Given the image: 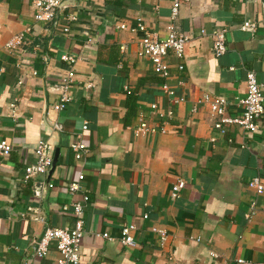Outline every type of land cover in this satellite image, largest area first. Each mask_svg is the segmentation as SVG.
Instances as JSON below:
<instances>
[{"label": "crops", "instance_id": "obj_1", "mask_svg": "<svg viewBox=\"0 0 264 264\" xmlns=\"http://www.w3.org/2000/svg\"><path fill=\"white\" fill-rule=\"evenodd\" d=\"M172 2L74 0L38 22L30 0H0V140L12 146L0 156V264H56L55 243L43 257L36 243L47 228H73L71 204L85 195L79 264L262 261L264 193L256 195L248 181L264 183V114L253 132L233 122L216 128L203 98L227 99L224 116L239 118L250 71L264 95V0H184L177 18L190 37L183 68L169 54L163 79L137 57L143 34L133 29L141 21L165 38ZM244 22L254 27L244 30ZM218 30L226 51L217 57ZM20 33L23 43L8 48ZM69 71L71 100L56 111ZM140 115L155 132L134 133ZM39 142L52 147V159L58 150L56 166L24 180ZM76 142L86 146L80 159L70 147ZM79 173L81 188L70 193ZM125 223L136 226L134 247L119 241ZM152 228L166 230L163 244ZM105 232L111 239L97 235Z\"/></svg>", "mask_w": 264, "mask_h": 264}, {"label": "built area", "instance_id": "obj_2", "mask_svg": "<svg viewBox=\"0 0 264 264\" xmlns=\"http://www.w3.org/2000/svg\"><path fill=\"white\" fill-rule=\"evenodd\" d=\"M35 7L34 19L38 22L50 21L54 18L56 10L60 8L61 0H30ZM184 0H173L170 12V21L167 24V35L165 38L159 39L151 34L146 26L138 21L136 27L133 30L141 32L143 34L140 42L139 49L137 51L138 58H145L150 60L153 64L154 72L163 79L169 76V63L166 61L169 54H173L178 60V68L182 69V59L185 53V46L190 37L188 34L180 31L177 25V18L179 16L180 6ZM74 19V17H71ZM124 28V26H121ZM254 24L250 22H244L242 29L251 30ZM213 50L214 54L218 57L225 53V35L224 30H218L214 32ZM25 34L20 33L13 36L6 46L10 49H15L18 45L24 41ZM64 61L73 62L74 59L68 55L61 57ZM74 72L69 71L63 78L62 83L59 86L60 98L54 104L53 108L56 111L62 110L66 107V104L71 100L70 97V85L73 82ZM247 92L244 98L239 100L240 105L243 108L242 115L239 118L225 117L224 114L229 105V101L223 97H210L205 95L203 100L208 103L210 111L214 116L218 118L215 127L221 128L222 123H237L243 129L250 132L255 131L259 126V121L264 114V95L263 86L256 78L254 72L250 71L246 74ZM164 91L173 96V91L170 90L166 83L162 85ZM174 101H178L176 98ZM157 105L152 104L151 108L156 109ZM14 108V105H13ZM168 117L173 115L172 111L166 112ZM160 131L165 132L164 128ZM155 132L143 116H139L138 122L134 127V133L136 135H144L146 133ZM72 151L75 153L76 159H80L82 153L86 151V146L82 142L72 143L70 145ZM12 150V146L6 140H0V156H6ZM52 147L45 142H39L34 149V155L36 161L34 164H30L24 167L23 178L24 180L37 177L48 171L52 162L51 158ZM84 179V174L79 173L77 178L68 184V191L74 193L81 188V182ZM183 181H179L173 188V197L179 195L180 189L183 187ZM248 186L255 192L256 195L264 193V183L258 176L252 177L248 181ZM35 192L38 194V188ZM89 198L87 195L83 196L81 201H76L71 204L74 214L77 216L75 226L73 228H47L42 236L36 243L35 254L39 257L46 256L50 247L55 243L58 255L56 264H79L80 262V248L81 240L85 233L84 221L82 219L85 205L88 203ZM255 212V202L251 203L249 212L246 217L249 219ZM144 218L148 215L144 214ZM136 226L133 223H125L120 230L119 241L126 247L136 246L134 232ZM154 232L159 235L160 243L163 244L167 239V232L164 229L152 228ZM104 238L111 239L108 233L97 234ZM237 264H264V254L262 261L254 262L243 258L235 260ZM230 264V263H226Z\"/></svg>", "mask_w": 264, "mask_h": 264}, {"label": "water", "instance_id": "obj_3", "mask_svg": "<svg viewBox=\"0 0 264 264\" xmlns=\"http://www.w3.org/2000/svg\"><path fill=\"white\" fill-rule=\"evenodd\" d=\"M74 0H61L60 6L67 5L72 3ZM57 157H58V150L55 151L52 162L50 164V167L48 169V172L51 173L52 170L55 168L56 163H57Z\"/></svg>", "mask_w": 264, "mask_h": 264}]
</instances>
